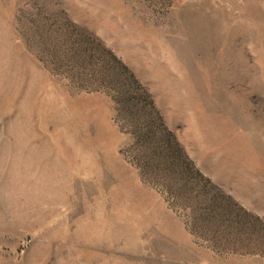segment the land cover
<instances>
[{"label": "rangeland", "instance_id": "rangeland-1", "mask_svg": "<svg viewBox=\"0 0 264 264\" xmlns=\"http://www.w3.org/2000/svg\"><path fill=\"white\" fill-rule=\"evenodd\" d=\"M0 264H264V0H0Z\"/></svg>", "mask_w": 264, "mask_h": 264}]
</instances>
